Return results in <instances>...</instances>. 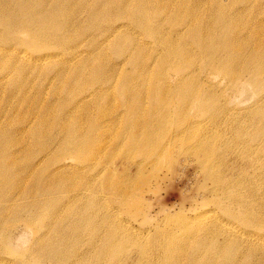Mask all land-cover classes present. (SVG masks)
<instances>
[{"label": "rangeland", "instance_id": "1", "mask_svg": "<svg viewBox=\"0 0 264 264\" xmlns=\"http://www.w3.org/2000/svg\"><path fill=\"white\" fill-rule=\"evenodd\" d=\"M190 260L264 264V0H0V264Z\"/></svg>", "mask_w": 264, "mask_h": 264}, {"label": "bare ground", "instance_id": "2", "mask_svg": "<svg viewBox=\"0 0 264 264\" xmlns=\"http://www.w3.org/2000/svg\"><path fill=\"white\" fill-rule=\"evenodd\" d=\"M25 1V0H24ZM105 14H108V13H105ZM26 20V19H25ZM27 20H29L30 22H37V21H39L40 19L36 16V18H35V20H33L32 18H30L29 16H28V18H27ZM172 25H175V24H172ZM121 28V25H117V26H115V27H113L112 29H111V31L113 32L115 29H120ZM51 29V27L49 28V29H47L48 31ZM226 37V36H225ZM195 39L198 41V42H201V35L200 34H198V35H196V37H195ZM46 41H49L48 39L46 40ZM240 47H245V45H243V44H240L239 45ZM223 47L227 50V52H228V55H230V51H231V49H233L234 48V46H232V47H230L228 44H227V42H225L224 44H223ZM230 47V48H229ZM235 49V48H234ZM49 55V53H45L43 56H48ZM245 72V70H240V71H238V73L236 74V77H238V79H240L241 77H242V75H243V73ZM235 75V74H234ZM260 89H259V91H261L262 90V88L261 87H259ZM103 141V140H102ZM167 141H169V140H167ZM79 150H80V148H78V147H76V149H72V151H74L73 153L74 154H77V152H79ZM56 160V162L57 163H61V161L59 160V159H55ZM99 162V161H98ZM98 164H100V162L98 163ZM34 168H35V165L33 166ZM34 168H31V170L32 169H34ZM28 171V170H27ZM54 171H56V170H53V171H51L50 173H49V178L50 179H54V178H59V177H61V176H63V175H60L58 172H56V173H53L52 174V172H54ZM24 176H26V175H23V176H21L20 178H22V177H24ZM42 188H43V190H45V191H47L48 189H49V187L47 186V185H43L42 186ZM59 189L61 188V186H59L58 187ZM90 189V188H89ZM14 197V196H13ZM14 200V199H13ZM12 201V200H11ZM16 202V201H15ZM46 202V201H45ZM48 203V202H47ZM45 204V203H44ZM207 213V214H206ZM202 214H206L205 216H204V218H206V219H209L208 221H210V223H206L205 225H207V224H210V226H212L213 228H219V229H221V230H224V231H228L229 233H230V235L231 234H233V235H236L235 234V232L234 231H231L228 227H226V226H224L223 225V223H220L219 221H217V219H213V217H212V215H211V213H209V212H207V211H204ZM169 218V217H168ZM165 219V218H164ZM55 220V219H54ZM54 220H51L49 223L50 224H47V226L49 227V229H52L53 228V226H52V224L53 223H55L56 222V220L54 221ZM165 221H168V219H165ZM221 221V220H220ZM45 225V224H44ZM42 226H43V224H42ZM203 230L204 231H207L208 230V227L207 226H205V227H203ZM215 231H217V229H215ZM128 237V236H133V235H130V234H128V233H124V235H123V237ZM108 238L109 239H114V238H116L117 239V236H116V233H113V232H111L109 235H108ZM88 242V241H87ZM87 245H89V248H88V246H87V248L88 249H85V250H81V249H79V248H77V249H74V250H71V251H69L68 250V252L65 250V251H59V250H56V251H54V255H60V254H66L67 256H69V257H77L76 258V261L77 262H81V261H83V259H84V254L83 253H86V252H88L89 250H90V246H91V252L93 253V255H98V256H103V252H102V250L103 249H99V248H95L94 246H93V244L92 243H87ZM82 251H83V253H82ZM180 251H179V246H178V249L176 250V251H174V253L175 254H178ZM104 255H107L106 253H104ZM77 262H76V264H77ZM90 264H94V263H90ZM96 264V263H95ZM186 264H200V261L199 262H195L194 260H190V261H188Z\"/></svg>", "mask_w": 264, "mask_h": 264}]
</instances>
